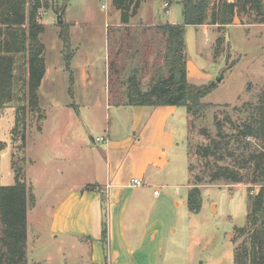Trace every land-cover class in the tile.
<instances>
[{
	"label": "rangeland",
	"instance_id": "1",
	"mask_svg": "<svg viewBox=\"0 0 264 264\" xmlns=\"http://www.w3.org/2000/svg\"><path fill=\"white\" fill-rule=\"evenodd\" d=\"M45 1L47 4L39 10L38 16L45 26L41 39L46 46L47 60V74L38 92L41 111L29 103L25 84L29 75L27 55L18 54L14 100L0 110V185L14 184L19 171L30 187L28 263L63 264L65 260L59 253L58 241L64 237L56 239L51 232V216L60 198L76 180L90 179L89 159L107 146V143L96 142V138L109 139V147L122 139L121 133L111 131L108 136L106 130L108 125L123 126L118 116L121 111L114 102L126 100L130 77H138L141 87L148 88L153 79L168 76L170 72L162 28L150 22L143 25L141 18L183 23V8L181 0H172L168 13L163 8L165 0H143L140 16L131 18L128 26H121L117 24L120 12L114 8L112 0ZM247 9L239 12L236 23L251 21L254 23L251 26L237 24L223 30L219 26L217 29L185 26L187 59L191 62L190 82L214 87L202 98L206 107L195 115L189 114L190 130L177 137L176 148L170 152L172 166L178 171L185 169L186 181L189 169L192 186L199 185L203 200L201 210L198 213L190 210L186 187L160 184L157 188L161 195L155 198L156 210L165 218L169 236L174 237L165 264H234L237 248L246 239V234L237 228L247 225L251 196L258 193L261 186L224 180L210 184L204 165L207 161L196 150L210 142V138L201 134V128H208L211 136L217 134L215 114L227 126L231 122L228 116L241 123L249 111L244 108L236 111L233 106L254 104L264 91V16L261 19L256 10ZM60 12H63V23L58 22ZM63 32H69V42L63 39ZM221 36L224 42L218 47L217 39ZM84 65L95 72L93 85L86 87L91 93L89 97L77 69ZM180 110L188 113L185 106ZM125 130L126 120L121 131ZM130 148L126 146L121 152L119 147L117 150L112 147V152L126 154ZM210 160L213 162L212 157ZM83 162L87 165L85 169L72 172V163ZM217 163L232 165L233 160ZM161 176H158L160 181L173 183L172 178ZM198 176L202 180L197 179ZM184 181L180 178L176 182ZM97 216L100 225L103 218L100 209ZM85 220L89 225L90 219ZM72 228L73 225L69 229ZM70 249L64 248L69 259L72 258ZM47 255L53 257L50 263L45 261ZM67 263L72 264V261Z\"/></svg>",
	"mask_w": 264,
	"mask_h": 264
},
{
	"label": "trees",
	"instance_id": "2",
	"mask_svg": "<svg viewBox=\"0 0 264 264\" xmlns=\"http://www.w3.org/2000/svg\"><path fill=\"white\" fill-rule=\"evenodd\" d=\"M112 1L120 11L123 23H128L141 5V0ZM165 1L170 3L172 0ZM213 1L181 0L183 23L160 25L166 36L170 72L168 76L159 75L153 79L145 90L138 77H130L127 104L184 105L190 115L206 107L202 98L214 85L198 86L188 79L185 26L206 23L210 10V22L218 24L222 30L234 22L237 13L246 12L248 7L256 10L261 19L264 16L263 0H216L214 5ZM46 4L45 0H0V110L14 100L16 60L18 54H25L29 73L25 83L29 103L41 111L38 92L47 65L46 46L41 39L45 26L38 16L39 10ZM62 37L69 42V32H63ZM223 42L224 37H218V47ZM216 53L218 55L219 51ZM69 59L70 53L68 62ZM242 108L249 111L243 122L238 123L228 116L227 119L231 121L229 126L215 114L217 134L211 136L208 128H201V134L210 138V142L198 146L196 152L207 161L204 165L210 184L224 180L226 183L261 186L258 193L251 196L247 225L237 228V231L246 234V239L238 246L235 260L237 264H264V91L254 104L233 106L236 111ZM25 139L26 135L23 134L24 144ZM229 158L233 160L232 165L217 163L226 162ZM196 178L202 180L200 176ZM188 194L190 210L198 213L203 202L199 185L194 184ZM30 195V187L19 171L14 184L0 185V264H29L27 215ZM106 237L105 229V243Z\"/></svg>",
	"mask_w": 264,
	"mask_h": 264
},
{
	"label": "crops",
	"instance_id": "3",
	"mask_svg": "<svg viewBox=\"0 0 264 264\" xmlns=\"http://www.w3.org/2000/svg\"><path fill=\"white\" fill-rule=\"evenodd\" d=\"M144 1L153 2V0ZM215 2L216 0L213 1V5ZM141 5L136 15L140 16ZM169 6V1H165L163 8L168 13ZM211 11L206 23L198 26L217 29L219 25L210 22ZM238 16L239 13L236 14L234 22L226 28L237 25ZM119 17L117 24L128 26L131 23L130 21L123 23L121 14ZM141 20L143 25H149V22L152 25L179 24L169 20L162 21V19L157 21L152 17L147 20L141 18ZM244 24L251 26L254 23L250 21L238 25ZM190 68L191 62L187 59L189 81L191 80ZM77 69L80 72L79 78L84 81V89L92 86L95 72L91 67L84 65ZM46 74L47 69L45 76ZM85 92L89 97L90 91ZM109 98L111 99L110 93ZM114 105L121 111V115L118 114V116L123 126L126 120L127 130L121 131L123 126L113 128L108 125L106 134L111 136L112 131L115 134L121 133L123 136L119 142H114L113 149L117 150L119 147L121 152L126 146L132 149L130 148L126 154H113L112 147L108 146L107 141L105 150L101 153L95 152L92 159H89L90 179L76 180L60 198L51 216V232L56 239L59 236L64 237L58 241L59 253L65 260L62 261L63 264H68L67 261H72V264H165L174 237L169 236L167 222L156 210L155 198L158 199L161 193L155 194L154 191L161 184L162 187H186L189 193L193 184L189 169L188 176H190L186 181L185 169L176 170L172 166L173 158L170 155V152L173 153L176 148L177 137L182 136V132L187 133L190 130L189 113L180 110L184 105H130L127 104V98L124 101H115ZM161 158H164L163 161ZM73 160L74 158H71V162ZM85 166L87 165L84 162L80 165L72 163L71 170L77 173L85 169ZM154 169H156L155 173ZM163 174L166 179L172 178L173 183L160 181L158 176ZM135 178L140 179L143 184L133 185L131 182ZM180 178L185 180L184 183L176 182ZM180 204L178 202V205ZM99 209L103 216L100 225L97 224ZM31 213L32 207L29 202L28 254L31 250L29 226ZM85 219H90L89 225ZM72 225L74 228L69 229ZM105 229L106 243L103 239ZM173 231L176 232L177 229L174 228ZM38 241L41 240L38 239ZM66 247L71 248L72 258L70 259L68 253L64 251ZM52 259L51 255H47L45 261L50 263Z\"/></svg>",
	"mask_w": 264,
	"mask_h": 264
},
{
	"label": "built area",
	"instance_id": "4",
	"mask_svg": "<svg viewBox=\"0 0 264 264\" xmlns=\"http://www.w3.org/2000/svg\"><path fill=\"white\" fill-rule=\"evenodd\" d=\"M167 5H168V4H167ZM95 140H96V142H103V143H106L108 139L105 138V137H98V138H96ZM131 183H132L133 185H142V184H143V182H142L140 179H137V178L133 179ZM154 193H155V194H158V190L156 189V190L154 191Z\"/></svg>",
	"mask_w": 264,
	"mask_h": 264
},
{
	"label": "water",
	"instance_id": "5",
	"mask_svg": "<svg viewBox=\"0 0 264 264\" xmlns=\"http://www.w3.org/2000/svg\"><path fill=\"white\" fill-rule=\"evenodd\" d=\"M62 13H63V12H60V13L58 14V22H59V23H63V21H64L63 18H62V17H63V14H62ZM220 80H221V79H219L218 81H220Z\"/></svg>",
	"mask_w": 264,
	"mask_h": 264
}]
</instances>
